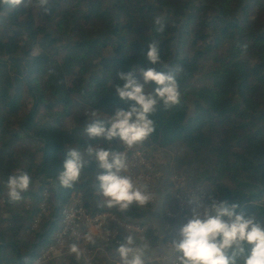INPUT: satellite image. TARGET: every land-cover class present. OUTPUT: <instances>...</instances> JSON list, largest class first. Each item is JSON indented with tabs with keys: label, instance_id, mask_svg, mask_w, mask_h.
Instances as JSON below:
<instances>
[{
	"label": "trees",
	"instance_id": "16d2710c",
	"mask_svg": "<svg viewBox=\"0 0 264 264\" xmlns=\"http://www.w3.org/2000/svg\"><path fill=\"white\" fill-rule=\"evenodd\" d=\"M156 17L164 23L163 32L156 30ZM153 41L159 44L162 62L181 69L176 78L182 95L178 105H161L152 114L155 131L146 141L174 154L170 175L184 177L192 190L197 188L190 185L191 178L206 186V191L201 188L205 203L211 193L264 221V0L0 4V201L5 199L10 216L2 220L0 209V264H30L53 246L61 213L73 195L81 194L88 207L98 203L99 167L93 157H86L89 163L73 187L58 186V203L50 183L71 147H125L118 140L107 144L90 139L84 128L92 110L102 118L133 103L115 93L114 86L123 84L119 72L134 71L139 80L141 67L167 71L147 60V45ZM199 75L200 88L193 83ZM71 76L75 80L70 86ZM189 99L194 101L192 116ZM69 121L73 126L67 130ZM18 170L27 172L32 183L20 201L11 203L5 182ZM164 185L166 215L171 204ZM47 191L52 201L43 216L42 194ZM147 214L141 206H131L118 216L137 223L149 249H155L160 240L141 224ZM26 234H34L31 245L22 239ZM117 247L95 241L91 264L121 262ZM149 259L145 264H151ZM68 264L84 262L70 259Z\"/></svg>",
	"mask_w": 264,
	"mask_h": 264
},
{
	"label": "clouds",
	"instance_id": "9594fccd",
	"mask_svg": "<svg viewBox=\"0 0 264 264\" xmlns=\"http://www.w3.org/2000/svg\"><path fill=\"white\" fill-rule=\"evenodd\" d=\"M24 2L0 0V4L12 7ZM38 3L44 6L48 0H38ZM153 23L157 31H164L160 17H156ZM147 48V60L152 65L163 64L167 71L141 67L138 72L142 79L139 80L134 71L119 72L117 79L123 84L114 86L115 93L121 100L133 103L127 109L117 108L114 114H105L102 118L100 112L92 110L84 128L88 138L103 139L107 144L118 140L126 149H131L155 131L154 120L150 117L161 105L170 109L181 102L182 94L176 78L181 69L162 62L157 41L148 44ZM148 85H154L151 91H146ZM86 157H93L97 166L104 170L95 176V186L103 198L98 201L100 207L126 212L133 204L143 207L153 199L146 185L138 186L134 177L127 174L129 165L125 152L91 144L83 150L71 147L65 153L62 170L55 180L57 186L73 187L89 163ZM31 183L32 177L27 172L18 170L17 174L9 175L5 182L9 202L20 201ZM209 199V203L198 197L189 200V204L194 205L191 217L178 229V239L171 240L174 259L170 257L169 264H264V221L238 211V203L218 200L211 193ZM84 239L95 243L91 233H86ZM149 247L145 238L141 237L138 242L128 234L123 243L118 242L116 251L121 264H145ZM68 253L78 262L85 258L84 250L76 242L69 244Z\"/></svg>",
	"mask_w": 264,
	"mask_h": 264
},
{
	"label": "built area",
	"instance_id": "2783aa9c",
	"mask_svg": "<svg viewBox=\"0 0 264 264\" xmlns=\"http://www.w3.org/2000/svg\"><path fill=\"white\" fill-rule=\"evenodd\" d=\"M119 151L126 153L129 165L127 174L134 177L138 186L146 185V190L153 194V199L147 205L155 204L161 196H163L164 202L163 185L168 184L171 207L166 213V217L169 221L176 223L178 229L191 217L194 205L189 204V200L192 197H198L205 203V193L201 188L189 189L184 177L170 175L169 171L174 158L167 156L166 154L170 155L168 152L154 148L146 140L131 149L123 147ZM103 171L99 168L97 174ZM96 189L95 196L102 200L97 187ZM45 193L42 194L43 201ZM132 206L138 205L133 204ZM162 207L163 203L161 209H163ZM120 213L122 212L116 208L100 207L97 202H92L88 207L81 194L73 195L70 204L61 213L59 227L54 235V245L42 252L30 264H68L70 259H75L74 255L68 253V246L73 242L78 243L84 250L85 258L81 259L84 264H91L89 260L94 257L95 252L90 250L92 243H88L84 239L86 233H91L95 241L110 246L118 244L119 240H124L128 234L140 242L143 237L141 227L137 226V223L128 222L124 217H119ZM154 216L158 218V215ZM176 239H178V235ZM170 257L174 259L173 252ZM164 260L161 259V261ZM151 261L146 263H151Z\"/></svg>",
	"mask_w": 264,
	"mask_h": 264
},
{
	"label": "rangeland",
	"instance_id": "374dc122",
	"mask_svg": "<svg viewBox=\"0 0 264 264\" xmlns=\"http://www.w3.org/2000/svg\"><path fill=\"white\" fill-rule=\"evenodd\" d=\"M34 2H38V0H32V2L30 4H33ZM250 65H254L253 61H250ZM249 65V64H248ZM208 70H211V67L208 68ZM201 79V75H199L193 83H195L197 85L198 88H200L199 85V81ZM75 80V77L71 76L68 79V83L69 85H73ZM205 89V87L203 88ZM74 103H76L74 101ZM194 101L192 99H189L188 102V106H189V116H192L194 114ZM72 104V103H71ZM261 110V109H259ZM258 110V111H259ZM73 126L72 122L69 121L66 124L67 130H70L71 127ZM82 142V140H80V143ZM170 155L166 154L167 156H170V158H174V154L168 152ZM226 185H229V182L225 181ZM190 185L196 188H202L204 191H206V186L202 185V184H197L195 182V180L193 178L190 179ZM214 189L213 186L210 185V189ZM165 189V185H163V190ZM44 201L42 200V214L43 216L48 215L49 212V203L52 201L51 199V194L47 191L45 193V196H43ZM163 203V196H161L159 198V200H156V203L153 205H145L143 206V210L148 213L146 216V219H144V221H139L141 222L142 225H146L148 228H150L151 230L154 231L155 236L160 240L158 246L155 249H148L146 252V256L145 258H151L149 260L151 261V264H169V256L172 254V249H171V240L176 239V232L178 230V227L176 225V223L171 222L167 219L166 215H164L161 206ZM29 204H31V202L27 201L25 203L26 206H28ZM5 199H2L0 201V209H2V213H1V218L2 220H8V218L10 219V216L7 215V211L5 209ZM149 206V207H148ZM150 214V215H149ZM4 215H7L8 218L6 219V217ZM154 215H158L157 217H154ZM37 230V226L33 228V232ZM32 232V233H33ZM22 239L24 240L25 243L31 245L34 241V234H26V236H23ZM164 240L167 241L166 244H164ZM108 255V259H110L112 261V254L107 253ZM164 256H166V258H164ZM96 257V255H94L93 258H91L89 260V262L91 263L92 260H94V258ZM164 260V261H161ZM101 260L103 262H105L104 258H101ZM119 264H121V262H118Z\"/></svg>",
	"mask_w": 264,
	"mask_h": 264
},
{
	"label": "water",
	"instance_id": "95a60500",
	"mask_svg": "<svg viewBox=\"0 0 264 264\" xmlns=\"http://www.w3.org/2000/svg\"><path fill=\"white\" fill-rule=\"evenodd\" d=\"M17 68V67H16ZM18 70V69H17ZM51 184V186L54 188V190H55V200H56V203H58V186H57V184L55 183V182H51L50 183ZM2 243H0V245H1Z\"/></svg>",
	"mask_w": 264,
	"mask_h": 264
},
{
	"label": "crops",
	"instance_id": "0c3cea01",
	"mask_svg": "<svg viewBox=\"0 0 264 264\" xmlns=\"http://www.w3.org/2000/svg\"><path fill=\"white\" fill-rule=\"evenodd\" d=\"M71 122H72V121H71ZM72 124H73V122H72ZM4 216H5L6 219H7L9 215H8V216H7V215H4ZM154 217H155V216H154ZM8 219H9V218H8ZM105 257L108 258V255L106 254Z\"/></svg>",
	"mask_w": 264,
	"mask_h": 264
}]
</instances>
